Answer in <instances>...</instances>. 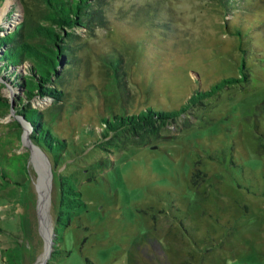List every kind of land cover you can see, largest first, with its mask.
I'll return each instance as SVG.
<instances>
[{
	"label": "rangeland",
	"instance_id": "rangeland-1",
	"mask_svg": "<svg viewBox=\"0 0 264 264\" xmlns=\"http://www.w3.org/2000/svg\"><path fill=\"white\" fill-rule=\"evenodd\" d=\"M237 2L98 0L106 21L78 31L62 102H31L66 140L58 164L14 111L0 112V157L27 153L24 171L13 172L20 183L0 185L1 263L44 256L45 162L53 235L43 264H264V0ZM41 8L4 0L0 26L39 20ZM242 63L243 80L189 105L157 138H101L102 116L177 110L195 90L239 76ZM3 74L0 96L12 100L20 91ZM61 174L76 175L85 205L57 233Z\"/></svg>",
	"mask_w": 264,
	"mask_h": 264
},
{
	"label": "trees",
	"instance_id": "trees-1",
	"mask_svg": "<svg viewBox=\"0 0 264 264\" xmlns=\"http://www.w3.org/2000/svg\"><path fill=\"white\" fill-rule=\"evenodd\" d=\"M3 1L0 0V5ZM36 1L42 6L39 20L23 16V20L11 28L0 26V73L4 72L3 78L10 83L9 87L20 91L12 100L0 96V112L12 108L14 114L28 126L30 140L40 147L53 164H58V158L67 147L66 140L44 125L43 110L34 107L31 102L35 96L50 98L52 105L62 102L66 94L65 76L71 69L70 64L75 63V52L79 48V42H76L78 31L92 29L97 23L104 25L106 20L97 8L98 0ZM217 1L223 7H230V2L241 0ZM236 33L241 34L240 30ZM24 62L27 66L22 72L19 67ZM240 68L243 72L239 76L223 77L208 89L195 90L177 110L146 107L132 113H115L111 118L102 116L103 125L99 134L105 144L116 146L124 141L144 144L157 138L160 130L186 111L189 105L196 104L227 84L243 80L246 75L243 63ZM28 73L31 78H27ZM15 123L18 124L16 120ZM26 155L23 152L0 157V185L20 183L14 178L13 172L24 171ZM58 187L54 226L57 233L58 227H66L85 205L81 191L76 186L75 174H61Z\"/></svg>",
	"mask_w": 264,
	"mask_h": 264
},
{
	"label": "bare ground",
	"instance_id": "bare-ground-1",
	"mask_svg": "<svg viewBox=\"0 0 264 264\" xmlns=\"http://www.w3.org/2000/svg\"><path fill=\"white\" fill-rule=\"evenodd\" d=\"M28 133V130H26V134ZM25 134V135H26ZM35 150V149H34ZM46 183H47V174L45 172H42V175L40 176V195H39V204H40V217L42 224L45 229L46 233V251L44 252L43 258L39 259V262L37 264H43V260L45 259L46 254L48 253L51 245V239H52V221L50 214L48 213V198L46 199ZM53 218V217H52Z\"/></svg>",
	"mask_w": 264,
	"mask_h": 264
},
{
	"label": "water",
	"instance_id": "water-1",
	"mask_svg": "<svg viewBox=\"0 0 264 264\" xmlns=\"http://www.w3.org/2000/svg\"><path fill=\"white\" fill-rule=\"evenodd\" d=\"M11 111H14L12 108L10 109ZM14 114V113H13ZM16 117L18 116V115H16V114H14ZM18 119H20V120H22V118L21 117H17ZM23 121V120H22ZM28 131H29V128H28ZM28 139H30V138H28ZM29 142H30V140H29ZM31 143V142H30ZM36 146V148L38 149V151H40L41 149L39 148V146L38 145H35ZM40 149V150H39ZM42 151V150H41ZM44 153V152H43ZM45 154V153H44ZM42 165H45L46 167H47V183H46V199L48 198V193H47V189H48V187H49V184H50V180H51V175H50V167H49V164L48 163H45V162H43V164Z\"/></svg>",
	"mask_w": 264,
	"mask_h": 264
},
{
	"label": "crops",
	"instance_id": "crops-1",
	"mask_svg": "<svg viewBox=\"0 0 264 264\" xmlns=\"http://www.w3.org/2000/svg\"><path fill=\"white\" fill-rule=\"evenodd\" d=\"M2 260H3V259H2V258H0V264H3V263H1V262H2Z\"/></svg>",
	"mask_w": 264,
	"mask_h": 264
}]
</instances>
